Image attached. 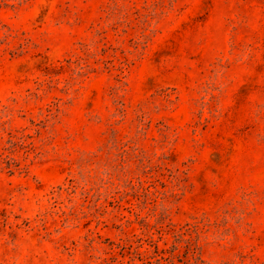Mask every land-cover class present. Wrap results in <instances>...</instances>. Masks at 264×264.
<instances>
[{
  "label": "rangeland",
  "instance_id": "rangeland-1",
  "mask_svg": "<svg viewBox=\"0 0 264 264\" xmlns=\"http://www.w3.org/2000/svg\"><path fill=\"white\" fill-rule=\"evenodd\" d=\"M0 264H264V0H0Z\"/></svg>",
  "mask_w": 264,
  "mask_h": 264
}]
</instances>
